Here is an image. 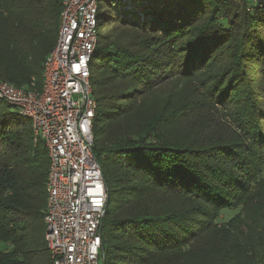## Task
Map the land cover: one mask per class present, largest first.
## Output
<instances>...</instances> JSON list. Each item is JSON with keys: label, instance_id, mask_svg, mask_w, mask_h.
Returning a JSON list of instances; mask_svg holds the SVG:
<instances>
[{"label": "trees", "instance_id": "1", "mask_svg": "<svg viewBox=\"0 0 264 264\" xmlns=\"http://www.w3.org/2000/svg\"><path fill=\"white\" fill-rule=\"evenodd\" d=\"M118 1L90 64L99 264H264V0ZM61 2L0 0V81L41 90ZM48 167L30 120L0 100V264H52Z\"/></svg>", "mask_w": 264, "mask_h": 264}, {"label": "built area", "instance_id": "2", "mask_svg": "<svg viewBox=\"0 0 264 264\" xmlns=\"http://www.w3.org/2000/svg\"><path fill=\"white\" fill-rule=\"evenodd\" d=\"M97 1L62 0L41 90L0 81V100L30 120L48 151L43 221L52 264H99L107 192L93 153L98 104L90 64L98 41Z\"/></svg>", "mask_w": 264, "mask_h": 264}, {"label": "rangeland", "instance_id": "3", "mask_svg": "<svg viewBox=\"0 0 264 264\" xmlns=\"http://www.w3.org/2000/svg\"><path fill=\"white\" fill-rule=\"evenodd\" d=\"M158 0H149L150 3H156ZM123 5V2L118 1V0H98L97 1V12H98V24L103 25L106 23V19H107V15L109 13H113L114 15L117 14H121L123 13L121 10V7ZM117 8H120L119 10ZM126 14H131V15H135L136 13H134L132 10H129L127 12H125ZM117 24L116 23H110L106 26L105 31L110 35H116L115 29H116ZM38 90V89H36ZM235 109V106H231L230 108ZM103 113H104V108L103 107H99L97 109L96 112V118L94 120V126L97 127L101 124L102 121V117H103ZM223 114H225L226 116L228 115V112L226 110H223ZM226 119V118H224ZM229 121L230 117L227 118ZM239 210V206L238 204H233L232 206H230L229 208H224L221 210V213L218 217V221H227L229 218H231L233 215H235V213H237Z\"/></svg>", "mask_w": 264, "mask_h": 264}]
</instances>
